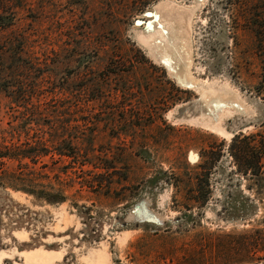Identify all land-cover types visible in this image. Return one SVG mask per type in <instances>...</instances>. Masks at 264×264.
<instances>
[{
	"label": "rangeland",
	"instance_id": "374dc122",
	"mask_svg": "<svg viewBox=\"0 0 264 264\" xmlns=\"http://www.w3.org/2000/svg\"><path fill=\"white\" fill-rule=\"evenodd\" d=\"M157 1L0 0V147L50 122L53 144L63 137L75 153L29 164L49 176L39 183L59 177L62 203L0 186V264H215L212 234L264 228V160L255 184L228 153L237 134L264 140V0L196 9L192 73L245 106L219 122L226 134L203 125L198 91L138 46L134 29ZM218 145L211 197L186 210L175 177L187 180Z\"/></svg>",
	"mask_w": 264,
	"mask_h": 264
},
{
	"label": "trees",
	"instance_id": "16d2710c",
	"mask_svg": "<svg viewBox=\"0 0 264 264\" xmlns=\"http://www.w3.org/2000/svg\"><path fill=\"white\" fill-rule=\"evenodd\" d=\"M6 24L5 17L0 14V28L3 29ZM262 79L264 82V66ZM38 111L36 113L38 119L31 114L27 120H40L41 114H44L46 109L41 112ZM47 126L49 131H52L53 128L55 130V126L50 122L47 123ZM13 130L11 129V131ZM49 131L36 129L35 135L32 137H28L27 131L24 133L27 138L19 145L12 143L0 147V186H7L34 195L49 203L66 201L67 197L64 193L63 182L59 180L57 175L54 176V179L58 187L53 186L51 183L44 185L39 183L38 179L42 176L46 178L49 176L43 175L41 171L29 166V164L37 165L42 157L49 155L52 151H55L59 156L75 157L74 147L69 142L70 140L58 137L60 141L57 142L58 145H54L55 139ZM45 134L48 135L47 138L44 137ZM257 137V135L237 134L233 136L228 147V153L236 168L235 171L243 177L255 181V184L263 182L264 160V140L262 138L257 139ZM31 138L34 140L30 141ZM221 156L222 146L218 145V148H213L209 152V156H205L191 170V177L188 176L187 180L182 181L180 178L175 177L173 186L176 189L181 188L184 195L181 204L186 210L191 211L193 208H202L208 203L211 197V171ZM11 162L17 163L16 169L7 166ZM84 162L82 160L80 165L83 166ZM212 236L214 246L217 249L215 264L264 263V228H256L238 234L223 233L212 234Z\"/></svg>",
	"mask_w": 264,
	"mask_h": 264
},
{
	"label": "bare ground",
	"instance_id": "6f19581e",
	"mask_svg": "<svg viewBox=\"0 0 264 264\" xmlns=\"http://www.w3.org/2000/svg\"><path fill=\"white\" fill-rule=\"evenodd\" d=\"M202 1L194 0L193 5L181 4L178 0L157 1L144 14L148 19L146 26L134 29L133 36L147 56L163 66L179 86L198 91L202 104L208 110V116L201 120L203 125L226 134L219 122L229 116L232 109L242 111L245 106L228 87L203 82L192 73L193 22Z\"/></svg>",
	"mask_w": 264,
	"mask_h": 264
},
{
	"label": "crops",
	"instance_id": "0c3cea01",
	"mask_svg": "<svg viewBox=\"0 0 264 264\" xmlns=\"http://www.w3.org/2000/svg\"><path fill=\"white\" fill-rule=\"evenodd\" d=\"M157 64V63H156Z\"/></svg>",
	"mask_w": 264,
	"mask_h": 264
}]
</instances>
